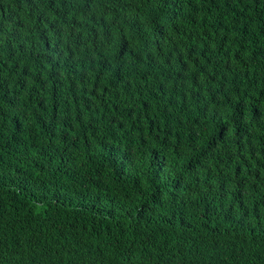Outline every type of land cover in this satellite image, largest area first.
<instances>
[{
    "label": "trees",
    "instance_id": "trees-1",
    "mask_svg": "<svg viewBox=\"0 0 264 264\" xmlns=\"http://www.w3.org/2000/svg\"><path fill=\"white\" fill-rule=\"evenodd\" d=\"M0 264H264V0H0Z\"/></svg>",
    "mask_w": 264,
    "mask_h": 264
}]
</instances>
